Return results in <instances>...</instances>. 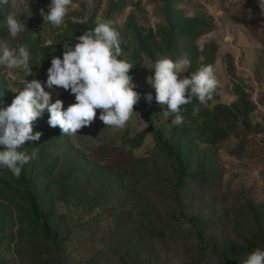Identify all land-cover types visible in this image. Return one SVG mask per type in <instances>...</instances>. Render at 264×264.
Returning a JSON list of instances; mask_svg holds the SVG:
<instances>
[{
	"label": "rangeland",
	"instance_id": "374dc122",
	"mask_svg": "<svg viewBox=\"0 0 264 264\" xmlns=\"http://www.w3.org/2000/svg\"><path fill=\"white\" fill-rule=\"evenodd\" d=\"M50 2L15 0L9 13L27 28L15 38L9 13L0 23V47L27 45L33 72L0 73V109L16 95L9 85L46 82L43 57L109 19L121 58L138 65L135 90L153 101L142 97L140 116L123 129L97 118L71 137L43 113L33 127L40 140L25 144L38 158L19 178L0 169V264H215L209 252H239L254 240L264 249V0H73L60 27L40 15ZM160 56L189 58L182 76L213 65L219 81L207 105L194 98L182 107L180 125L147 83ZM50 91L65 108L75 102L69 91ZM207 119L217 128L201 134ZM179 173L190 184H177Z\"/></svg>",
	"mask_w": 264,
	"mask_h": 264
},
{
	"label": "clouds",
	"instance_id": "9594fccd",
	"mask_svg": "<svg viewBox=\"0 0 264 264\" xmlns=\"http://www.w3.org/2000/svg\"><path fill=\"white\" fill-rule=\"evenodd\" d=\"M0 6L14 8L15 0L11 3L0 0ZM71 7H74L73 0H51L48 10L41 8L39 12L44 22L60 27ZM260 8L264 15V2ZM6 26L13 38L27 29L26 20L17 18L14 12L6 16ZM31 34L33 38L37 35L33 31ZM75 39L74 45L70 39L63 41L62 58L52 56L46 82L25 78L23 87L12 84L6 88L16 95L10 105L0 109V169L9 170L15 178L20 177L25 165L38 158L35 148L29 153L25 144L40 140L42 133H34L33 127L45 111L49 113V127H59L62 136L71 137L91 126L97 118L105 127L123 129L133 114H139L134 111V106L142 97L148 104L153 101L151 92L142 94L135 90L137 85L130 75L134 65L121 58L124 53L116 22L111 19L100 22ZM29 60L27 45L18 50L0 47V73L22 69L26 77L33 75ZM190 66L187 57L174 61L168 56H160L151 69L154 75L147 77V83L155 90L156 103L166 106L163 112L174 116L172 122L176 125L183 123L180 114L183 106L191 104L194 98L200 105H207L219 85L213 65H202L190 75L182 76ZM54 87L69 91L75 102L66 108L59 98L53 102L50 90ZM182 227L191 226L185 223ZM242 264H264V249L256 248Z\"/></svg>",
	"mask_w": 264,
	"mask_h": 264
},
{
	"label": "trees",
	"instance_id": "16d2710c",
	"mask_svg": "<svg viewBox=\"0 0 264 264\" xmlns=\"http://www.w3.org/2000/svg\"><path fill=\"white\" fill-rule=\"evenodd\" d=\"M10 3H11V0H10ZM9 11H10V6H0V23L4 20L5 16L9 13ZM171 42H172V39H171ZM62 54H63V51L55 50V51L48 53L47 56L43 57V60L46 62L45 68L49 67V64L51 62L53 55L62 57ZM133 65H134V68L130 72V75L132 77H134V75L136 74L137 69H138V65L136 63H133ZM215 128H217L216 123L207 119L205 124L202 125L201 127H199L197 129V131H199V133L202 134L205 131H208L210 129H215ZM142 135L143 134H140L138 137L141 138ZM139 138H137L138 141H136L135 146H138V144L140 143L141 139H139ZM191 180H192L191 176L186 177V176H183L181 173L178 174L177 179H176L177 184H179L181 187L186 185V184H190ZM33 205H35V204H33ZM258 244H259V241H255V240L249 241L248 243H245L243 245L244 249L240 250L239 252H235L233 249L231 251H229L227 254H223V255L218 254V253H214V252H209L208 257H210L212 260H215V262H214L215 264H221L222 262H224V260L226 261L228 259L227 257H229L230 259L237 260L238 258H241L243 256H247L250 253V250L256 248V246H258ZM202 252H203L202 250H199L198 255L203 256Z\"/></svg>",
	"mask_w": 264,
	"mask_h": 264
}]
</instances>
